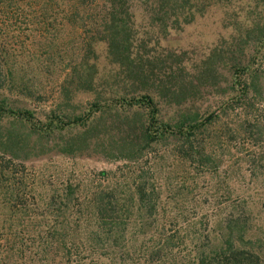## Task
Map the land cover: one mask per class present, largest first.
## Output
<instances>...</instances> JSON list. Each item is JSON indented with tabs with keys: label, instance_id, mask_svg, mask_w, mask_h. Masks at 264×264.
I'll use <instances>...</instances> for the list:
<instances>
[{
	"label": "trees",
	"instance_id": "1",
	"mask_svg": "<svg viewBox=\"0 0 264 264\" xmlns=\"http://www.w3.org/2000/svg\"><path fill=\"white\" fill-rule=\"evenodd\" d=\"M62 1L84 35L55 108L36 119L21 100L36 81L0 77V264H264V210L243 184L264 171V0ZM57 5L0 0L27 24ZM208 17L217 39L198 61L157 51ZM51 149L122 164L40 190L23 161Z\"/></svg>",
	"mask_w": 264,
	"mask_h": 264
},
{
	"label": "rangeland",
	"instance_id": "2",
	"mask_svg": "<svg viewBox=\"0 0 264 264\" xmlns=\"http://www.w3.org/2000/svg\"><path fill=\"white\" fill-rule=\"evenodd\" d=\"M56 3L58 5L53 6V9L47 13L45 24H27L23 20L26 19L23 14L20 15L29 9L25 6L21 9L13 8L6 11L0 8V77L6 86L11 85L7 81L9 71L13 72L12 78L25 74L28 79L32 77L36 81L33 87L28 86L32 90L31 94H26L27 97H22L21 100L23 106L29 109L38 120L44 119V115L55 108L60 101L57 95L58 82L64 75L62 71L68 67V63L79 58L78 50L74 51V49L80 46L84 35L82 28H74L78 23L63 26L61 18L65 6L62 0H56ZM250 3L249 0H244L242 4L237 3V5L239 8L244 4L251 7L252 2ZM210 9L207 10L208 13L211 12ZM40 17L38 15L37 21ZM73 25L74 27H71ZM215 26L213 17L199 19L184 27L183 31L173 33L163 39L157 46V51L163 52L162 49L179 51L183 53L184 61L195 63L207 52L209 46L215 43L217 39L214 33ZM148 48H152V45ZM5 61L8 64H5ZM46 65H49L48 68ZM24 91L26 93V90ZM90 100L86 93H77L71 103L86 107L90 105ZM261 103L259 108L264 109V99ZM56 152V149L47 150L39 155L32 152L33 155L31 154L27 160L23 161V168L30 178L29 181L34 179L36 182L35 179H37L36 185L40 190L51 192L61 190L65 185L77 183L85 186L87 179L96 177L101 171L112 170L122 164L98 152H87L86 150V153L82 155L72 156ZM18 169H21V166ZM259 171L256 172L254 179L246 176L243 184L247 187L249 195L258 202L260 209L264 210V171ZM175 178L172 177V182ZM197 183L198 187L194 193H199L201 196L198 200L205 204L204 199L209 200V198H204L205 193L208 191L210 193V189H214L211 188L212 185L214 186V180L206 182L200 177Z\"/></svg>",
	"mask_w": 264,
	"mask_h": 264
}]
</instances>
